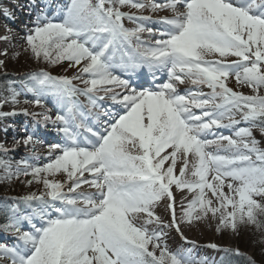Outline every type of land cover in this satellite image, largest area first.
<instances>
[{
  "label": "snow or ice",
  "instance_id": "1",
  "mask_svg": "<svg viewBox=\"0 0 264 264\" xmlns=\"http://www.w3.org/2000/svg\"><path fill=\"white\" fill-rule=\"evenodd\" d=\"M125 6L172 15L152 20L122 11ZM28 8L34 19L24 25L25 50L38 62L79 68L72 78L27 73L19 90L9 84L0 95V108L13 106L0 119L37 115L15 108L25 92L33 97L25 104L42 106L48 95L56 104L54 117L39 114L21 138L13 125L0 129L14 133L12 149L0 144V154L21 143L29 153L0 159V179L30 177L27 184L45 189L0 208V232L12 238L0 242V264H208L191 249L171 251L165 241L167 229L184 238L182 224L209 214L217 232L253 226L264 233V148L252 131L264 135V0H71L51 16L50 3L30 0ZM118 66L123 76L114 74ZM141 70L151 77L149 86L139 82ZM164 73L167 79L157 82ZM232 76L254 94L227 87ZM181 85L190 87L181 91ZM41 126L60 138L46 145L42 164ZM56 174L63 182L48 178ZM184 189L191 198L182 200L177 218L174 190ZM161 204L168 221L156 213Z\"/></svg>",
  "mask_w": 264,
  "mask_h": 264
},
{
  "label": "rangeland",
  "instance_id": "2",
  "mask_svg": "<svg viewBox=\"0 0 264 264\" xmlns=\"http://www.w3.org/2000/svg\"><path fill=\"white\" fill-rule=\"evenodd\" d=\"M10 2L13 3V1H10ZM137 2L147 4L149 3V0H137ZM154 2L162 3L164 2V0H154ZM7 8H8L7 0H0V15ZM122 9L129 11V12L138 13V15L149 16L152 18V20H158L160 17H166V16L170 17L172 15L171 11L167 9L160 10L158 12H153L147 8L143 10H136V9L131 8L130 6L122 7ZM124 23H125V27L127 28L135 27L134 24H132L131 22L127 20H125ZM152 26L155 27V25H152ZM142 39H147L146 33L142 34ZM25 47L26 46L23 43V41L22 40L20 41V39H17V38H15L14 40H11V38H6V40L0 39V60L3 61V64L0 65V95L4 94V89L9 84L11 85L12 88L19 90L22 87L20 82L24 78L25 74L33 72V71H38L41 68H43L44 70L46 68V69H49L50 71L60 73L61 75L68 77V78H72L73 76L78 75L79 66L69 67V64L67 61H63L55 65L47 64L43 61L38 62L31 56L30 52L25 50ZM208 58L214 59L215 57L213 56V57H208ZM228 59L232 60L235 58L229 57ZM16 73L18 74V77H19L18 80L17 79L13 81L8 80V79H13L15 76H11V75L16 74ZM72 82L74 85H76L79 88L85 87V85L81 82V79H74ZM225 84L227 87L231 88L233 91L242 92L244 95L254 94L252 92V89H250L246 85L238 84L234 76L226 79ZM183 86L190 87V85H183ZM202 91L208 92L209 90L207 88L206 89L203 88ZM259 94L264 95V90H261ZM49 96L51 95H48V97ZM24 97L28 98L29 101L33 99L32 95L26 92L18 96L17 99L19 100ZM85 100H86L85 97L79 96V101L81 103L85 102ZM43 102H45V98ZM28 104H30V109L32 112L36 113L37 115L42 114V111L40 108H38V106H35L31 103H28ZM12 108L13 106L11 104H6L2 108H0V110L12 111ZM15 108L17 109L18 107L15 106ZM22 125L21 127L16 128L15 135L17 138H21L24 136L21 134V132H23L21 131ZM23 126H25V124ZM244 126L246 125L242 123L241 125H238L237 127H244ZM47 128L50 129L51 126H48ZM252 131H253V136L259 141V146L264 148V136L260 133L261 132L260 129L255 128ZM227 134H230V130H227L226 135ZM6 138L4 134H0V144H4L8 140ZM4 147L7 149H12V146H9V145L8 146L5 145ZM37 147H40V145H37ZM16 150H17V154L14 153L16 155L12 154L10 151L7 156L0 154V159H7V160L15 161V160H19L23 158L26 155H29L26 147L22 143ZM37 154L41 158L38 163L42 164V163L47 162V152L44 154L37 152ZM3 176H4V170L0 168V177H3ZM29 178L30 177H21L20 179H12L11 181L0 179V205H3V204H7V206L12 205L13 202L11 201L10 198L14 196H19V195L26 196L31 193H35L39 195L41 192L45 191L42 184H37L35 182L31 185L27 184L26 181ZM48 178L59 180L61 182H63L64 180V176L62 174H56V176L54 177L49 176ZM22 181H25V182H22ZM13 194H18V195H13ZM6 197H8L9 200H6ZM176 201H179V199L178 200L175 199V202ZM22 208L25 209L24 206ZM159 208L162 209V211L157 213V215L161 216L165 221L170 220V214L166 215V212L164 211V206L163 207L159 206ZM175 208H176V212L177 210L181 209V202L178 203V208L176 207V204H175ZM163 212L165 213V215H163ZM180 214L181 212L179 213L178 216H180ZM3 220L5 221V216H3ZM190 225L187 226L189 228V234L192 237H195V238L197 237L201 242H205L208 246V249L203 248L200 250L201 252L198 253V255L196 256L197 259H207L208 264H214L215 262L217 263V260L227 257L224 264H239L238 259H243L244 257L246 262L249 263L248 258L251 257L252 261H254L255 264H264V242H261L262 237H264V233H262L261 231H257L253 226H240L238 229V232H232L230 230H223V229L220 232H217V230H213V232H210L206 227L203 226L201 221L196 222L195 225H191V226ZM170 230L172 231V228L167 229L166 230L167 233H171ZM174 231L176 230L174 229ZM5 240L6 242L9 240L11 241V238L10 237H4V238L0 237V242H4ZM165 242L171 251L177 250L176 248H173L175 244L172 238L170 239V242L169 241H165ZM212 244H215L218 247L212 250L211 249L212 247L209 246ZM149 248H151V245H149ZM216 249H219V250H216ZM225 249H239V252L242 255H235L234 252H226L224 251Z\"/></svg>",
  "mask_w": 264,
  "mask_h": 264
},
{
  "label": "bare ground",
  "instance_id": "3",
  "mask_svg": "<svg viewBox=\"0 0 264 264\" xmlns=\"http://www.w3.org/2000/svg\"><path fill=\"white\" fill-rule=\"evenodd\" d=\"M7 3H8V8L5 9L4 12L1 13V15H0V39H4L6 37V38H11V40H14L15 38H17L16 33L18 32V29H19L18 26H14V22H17L19 24V22L21 20V16H20L21 10L19 9V5L18 4H13L10 1H7ZM5 12L13 13L14 14L13 19H9L4 14ZM14 29H17V31H15ZM14 32H16V33H14ZM13 37H15V38H13ZM4 40H6V39H4ZM157 82H158V80H157ZM25 99L29 100L26 97H24L22 99H19L20 103L17 104L16 107H18L20 109L26 108L27 110L31 111L30 104L23 103V101ZM43 101H44V99H43ZM38 108L41 109L43 114H47V115H50V116H53V117L55 115V114H53V112H55V111L52 109L51 104L48 103V101L47 102H43L42 106H38ZM37 117L42 118L39 115H37ZM20 123H21V117L19 115L9 116L6 119H0V129H2L6 125H13L15 127V129H16V128H18ZM0 134H4L5 138L7 137L6 139H8L3 145L4 146L5 145L6 146L9 145V146L13 147V143H14V140H13L14 133H13V131L10 129L8 131V133L5 134L2 130H0ZM36 151L38 153H45L47 151V147H44V146L37 147ZM11 153L12 154H14V153L17 154V150L15 152H11ZM16 154H14V155H16ZM166 164H167V162H166ZM180 166H181V162L178 160L177 161V168H176L177 174H178V169H179ZM85 190L86 191H92V189L87 188V186H85ZM208 196H209V198H211V193L210 192L208 193ZM174 197L177 200L179 199V201L175 202L176 207L178 208V203L182 202V200H184L185 197L190 199L191 195H190V193H187L186 189H184L183 191L175 190L174 191ZM160 206L163 207L162 204ZM161 211H162V209H160L159 206H158L157 209H156V213H159ZM180 212H181V209L177 210V212H176L177 218L180 217V216H178ZM167 214H169V213H166V215ZM163 215H165L164 212H163ZM196 222H198V221H194L191 225H195ZM201 222H202L204 227H206L210 232H213V230H216V224H217L218 221L217 220H213L211 218V214H209V216L206 217ZM188 225L189 224H187V223L181 225V232H182L184 238H182L181 233L175 231V232H171V234H167L166 241L170 242L171 238L173 239V241L177 239V244L181 245L183 247V250L184 249H191L192 253L196 257L198 255V253L201 252L200 251L201 249H203V248L208 249V246H207V244L205 242H201L197 237L196 238L192 237L189 234V228L187 227ZM190 242H194V245H193V243H190ZM216 250H219V249H216Z\"/></svg>",
  "mask_w": 264,
  "mask_h": 264
},
{
  "label": "trees",
  "instance_id": "4",
  "mask_svg": "<svg viewBox=\"0 0 264 264\" xmlns=\"http://www.w3.org/2000/svg\"><path fill=\"white\" fill-rule=\"evenodd\" d=\"M261 133V132H260ZM264 136V135H263ZM14 195H18V194H14ZM0 208H2V207H0ZM3 216H4V214H3V212H0V224H2L3 223ZM239 261V264H249V263H247L246 262V260L244 259V257H243V259H238Z\"/></svg>",
  "mask_w": 264,
  "mask_h": 264
}]
</instances>
